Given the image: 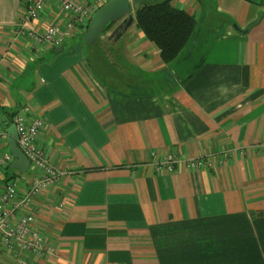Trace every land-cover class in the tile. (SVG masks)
Here are the masks:
<instances>
[{
  "label": "crops",
  "instance_id": "1",
  "mask_svg": "<svg viewBox=\"0 0 264 264\" xmlns=\"http://www.w3.org/2000/svg\"><path fill=\"white\" fill-rule=\"evenodd\" d=\"M30 1L0 0V127L11 151L7 129L29 106L44 121L38 144L69 172L34 199L55 253L0 245V264H264V17L253 24L264 8L216 0L236 24L200 26L165 64L136 24L139 3L130 26L57 51L16 33ZM176 6L207 13L200 0ZM66 18L49 5L35 29ZM168 154L212 166L158 170ZM15 159L3 174L23 194L39 174Z\"/></svg>",
  "mask_w": 264,
  "mask_h": 264
},
{
  "label": "built area",
  "instance_id": "2",
  "mask_svg": "<svg viewBox=\"0 0 264 264\" xmlns=\"http://www.w3.org/2000/svg\"><path fill=\"white\" fill-rule=\"evenodd\" d=\"M107 1L31 0L21 13L15 30L18 36H26L36 47H62L77 33L87 29L92 14ZM52 4L67 16L66 20L52 23L44 31L35 29L42 12ZM29 110V106H24L12 120L18 132V146L39 174L23 194L20 193L18 181L3 174L10 166L13 155L5 147L6 133L0 127V180L3 183L0 189V245L17 257L23 253L45 257L53 255L55 248L47 243L37 227L34 199L43 189L57 184L69 171L56 167L47 158L44 149L38 144L44 121L40 117H29ZM152 155L156 153L152 152ZM182 161L177 155L168 154L157 160V169L173 172L176 164ZM183 163L189 169L212 166V160L207 157L188 158ZM63 205L61 202L60 206Z\"/></svg>",
  "mask_w": 264,
  "mask_h": 264
},
{
  "label": "trees",
  "instance_id": "3",
  "mask_svg": "<svg viewBox=\"0 0 264 264\" xmlns=\"http://www.w3.org/2000/svg\"><path fill=\"white\" fill-rule=\"evenodd\" d=\"M172 1L152 2L148 0L139 3L135 10V21L138 28L148 40L158 47L165 64L173 63L180 57L198 29L195 16L186 9L174 5ZM112 25V23L108 25L106 30ZM84 32L80 35L83 43H85ZM1 118L2 111L0 110V121Z\"/></svg>",
  "mask_w": 264,
  "mask_h": 264
},
{
  "label": "water",
  "instance_id": "4",
  "mask_svg": "<svg viewBox=\"0 0 264 264\" xmlns=\"http://www.w3.org/2000/svg\"><path fill=\"white\" fill-rule=\"evenodd\" d=\"M144 1L148 0H108L92 14L88 27L83 35L84 42L87 45L93 44L106 30L108 25L113 22H118L121 19L128 20L127 26H130L134 20L132 4ZM263 17L264 12H260L258 19L253 24H257ZM59 50H62V47L57 49V51ZM7 131L10 135L8 137L9 146L12 154L16 158L13 166L25 169L30 161L22 152L14 137L17 136L15 124L10 126Z\"/></svg>",
  "mask_w": 264,
  "mask_h": 264
},
{
  "label": "rangeland",
  "instance_id": "5",
  "mask_svg": "<svg viewBox=\"0 0 264 264\" xmlns=\"http://www.w3.org/2000/svg\"><path fill=\"white\" fill-rule=\"evenodd\" d=\"M152 2L162 1V0H151ZM201 4L204 6L207 13L202 16L200 12H196L195 18L197 19V28L200 26H203V29H206L208 27V24H217L222 25V23H233L236 24V19L234 17L227 16L223 13H217V5L216 0H200ZM254 3L261 5L262 8H264V0H251ZM175 5L177 3V0L172 1ZM134 4H132V7ZM138 6H136L137 8ZM222 21V22H221ZM86 31V29H85ZM85 33V32H84ZM82 32L77 33L76 38L72 37L68 44H65V50L68 49L69 45H72L74 42L80 41V35ZM73 40V41H72ZM83 43V42H82ZM85 45V43H83ZM14 171V170H13Z\"/></svg>",
  "mask_w": 264,
  "mask_h": 264
},
{
  "label": "flooded vegetation",
  "instance_id": "6",
  "mask_svg": "<svg viewBox=\"0 0 264 264\" xmlns=\"http://www.w3.org/2000/svg\"><path fill=\"white\" fill-rule=\"evenodd\" d=\"M114 23H116V22H113L112 24L114 25Z\"/></svg>",
  "mask_w": 264,
  "mask_h": 264
}]
</instances>
